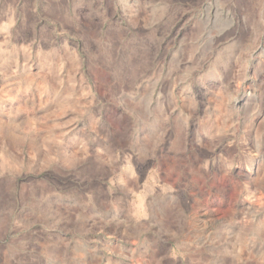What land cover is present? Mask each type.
<instances>
[{"label": "rangeland", "instance_id": "rangeland-1", "mask_svg": "<svg viewBox=\"0 0 264 264\" xmlns=\"http://www.w3.org/2000/svg\"><path fill=\"white\" fill-rule=\"evenodd\" d=\"M68 1L100 34L73 32L46 0H0V264H264V230L235 223L264 191V0L233 5L239 27L217 47L202 40L212 0H128L130 19L118 0ZM111 26L126 34L104 60L95 38L106 48ZM130 39L149 43L146 63ZM169 141L164 185L160 163L139 185L125 146L143 162ZM189 180L216 214L172 203Z\"/></svg>", "mask_w": 264, "mask_h": 264}, {"label": "bare ground", "instance_id": "bare-ground-1", "mask_svg": "<svg viewBox=\"0 0 264 264\" xmlns=\"http://www.w3.org/2000/svg\"><path fill=\"white\" fill-rule=\"evenodd\" d=\"M81 1H83V0H80V2ZM86 1H89V0H86ZM162 1H164V0H162ZM200 1L201 0H199V2ZM240 1H243V0H212V4L208 3V4L205 5V8H203L204 9L203 15L200 16V18H203V21L205 22L204 23V28H203V33H202V34H204V36H203L202 40L206 39L207 43L215 45V47H217L218 42L221 41V39H222L221 36H223V35L227 36V34H232L239 27L238 24L234 22V14H235V11L237 12V9H235L233 5L239 3ZM46 2H47V5H48V10H50V12L53 15V17L55 19H57V20L61 19L62 23H64V25H66V24L67 25L68 24L72 25V27L74 29L73 32L80 33V34H100V32H99L97 27L96 28H84L83 26H79L78 24L76 26V25H74L72 23V17H70L71 15L69 14V11L71 12V14L74 13L75 10H76V6L78 4H74V3H72L70 1L71 2L70 5L72 7L70 9H68V4H69L68 0H46ZM118 2H119V5H120V10H121L122 14L125 17H127V19H130V17L132 16L131 3L128 0H118ZM153 2H154V0H153ZM245 2H246V0H245ZM170 4H171V2L166 3V5L164 7V11L165 12H166V10H168V8H170ZM239 4H242V3L240 2ZM92 6H94V5H92ZM90 10L91 11L93 10L94 12H97L96 9H91L90 8ZM154 10L155 9H152V11H154ZM238 11H239V9H238ZM216 16H219V17L221 16L226 23H225V25L223 27L218 29V31L216 32L215 36H211L209 34H210L211 29L213 28V22L215 21ZM221 17H220V19H221ZM103 34H108L106 39H105L106 48L104 47V43L102 42L101 38H95V40H96V44H97V47H98V54H100L102 59H104V60L106 59L107 60V59L111 58V56L113 57V55L117 51V47L119 46V43L124 39L126 33L122 30V28L120 29L118 26H113V27L111 26ZM233 34H235V33H233ZM137 39H139V38H137ZM148 44L149 43L147 41L142 40V39H140V40H134V39L132 40V39H130L127 42H125V46L126 47L128 45L129 48H137L138 47V48H141V50H143L144 60L141 59L142 61H140V62L144 61L145 63L147 61V57H149L147 55L148 54ZM122 47H120V48H122ZM132 50L130 49V51H132ZM258 50L259 51L256 54H261L264 57V48H259L258 47ZM122 52H124V51H122ZM133 52L135 53L136 51H133ZM255 52L256 51H254L253 53L255 54ZM139 55L140 54H138V57H140ZM211 55L212 54H210V56ZM128 57H131V56L129 55ZM129 59H131V58H129ZM129 59H128V61H129ZM207 59H209V58H207ZM190 61H191V57H188V60H187L186 63H190ZM203 61H204V63H205V61L208 62V60H206V59L203 60ZM134 62H135V60H134ZM139 63H137L138 65H136V66H131V68L132 67H134V68L142 67V66L145 65V63L144 64L140 63L141 65H139ZM128 77H129V80L132 81L136 76H135V74H129ZM167 79L168 78H166V80ZM163 81L165 82V78H164ZM164 82H162V84ZM166 83H167V81H166ZM168 83H169V81H168ZM160 92H161V90H160ZM158 96H159V93L156 95V99L158 98ZM149 99L146 101L147 105H149V101H150ZM166 99H167V96H166ZM161 102L163 103V100H161ZM158 104H159V102H156V106ZM233 105L237 106V103L233 102ZM258 149H259V146L256 144V150H258Z\"/></svg>", "mask_w": 264, "mask_h": 264}, {"label": "flooded vegetation", "instance_id": "flooded-vegetation-1", "mask_svg": "<svg viewBox=\"0 0 264 264\" xmlns=\"http://www.w3.org/2000/svg\"><path fill=\"white\" fill-rule=\"evenodd\" d=\"M191 65H186V67H184L185 69H189L191 68L190 67ZM185 75V74H184ZM163 97V98H162ZM164 99V96H161V100ZM151 111V116H154L155 114V110H154V107H152L150 109ZM172 140V139H171ZM172 147V144L171 142H167V143H162L161 146H159L156 150H155V155H156V158H152V159H147V160H143L142 161H138L137 160V156H134L131 154V147H130V144H127L125 146V150L126 151H129V155H130V163L133 167V170H134V173L138 179V182H139V185H144L149 176H150V173L153 171L154 167H157L158 164L160 163L161 165V170L159 172V176H160V182H161V185L163 186L164 185V181H166L167 177L165 176V168H164V165L162 164L163 162V159L160 158L162 155H172L173 157H176L178 155V152H174L173 149H171ZM136 155V154H134ZM132 156V158H131ZM194 177H197L199 178L200 180H207V181H211L213 178L216 179L215 176H212V175H203V176H194ZM222 176H218V179H220ZM187 178H192L191 176H187ZM186 178V180H188ZM189 183L188 187H184V188H180L179 185H174V194L173 196L171 197L173 200L175 199L176 200H179L180 197V191L182 190V193H186V194H191L193 193V196H189V201L188 202H184V201H178L177 203L176 202H172L176 205H179L177 208H182L183 210H200V211H203L204 213H207V214H211V216L213 214H216V209L213 208V207H207V201H208V197L207 195L200 191H198L199 187L198 186H195L193 184L192 181H187ZM197 190V191H196ZM157 195L160 196L158 198V203L160 204L159 205V208L160 209H163L165 208V205L168 203V201L170 200V197H164L163 195V189L159 188L158 191H157ZM214 195V192H212V196ZM155 199V198H153ZM188 204V206H187ZM210 216V218H211ZM215 219V222H217V220L219 218H214Z\"/></svg>", "mask_w": 264, "mask_h": 264}, {"label": "built area", "instance_id": "built-area-1", "mask_svg": "<svg viewBox=\"0 0 264 264\" xmlns=\"http://www.w3.org/2000/svg\"><path fill=\"white\" fill-rule=\"evenodd\" d=\"M246 194H247L246 201L248 202H246L245 209L248 212H250L249 213L250 215L248 217L247 215L248 213L245 211L246 214L245 213L242 214H245L247 217L245 215L239 216L236 219L235 223L237 227L241 229V228H246L242 225L243 222L245 223L252 222L255 223L253 226L252 224H250L252 229L256 228L257 230H261V229L264 230V191L255 188L254 190Z\"/></svg>", "mask_w": 264, "mask_h": 264}, {"label": "crops", "instance_id": "crops-1", "mask_svg": "<svg viewBox=\"0 0 264 264\" xmlns=\"http://www.w3.org/2000/svg\"><path fill=\"white\" fill-rule=\"evenodd\" d=\"M25 194H26L25 191H21L19 193V199L24 198ZM44 207L46 208L47 206L45 205ZM2 238H3V194L0 191V241L2 240ZM1 259H3L2 255H0V262Z\"/></svg>", "mask_w": 264, "mask_h": 264}]
</instances>
